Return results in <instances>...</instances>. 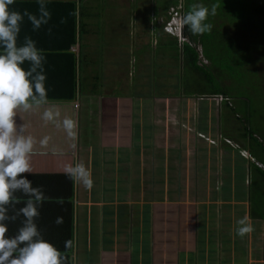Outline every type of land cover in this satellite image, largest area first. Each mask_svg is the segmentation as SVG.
<instances>
[{"label": "crops", "instance_id": "1", "mask_svg": "<svg viewBox=\"0 0 264 264\" xmlns=\"http://www.w3.org/2000/svg\"><path fill=\"white\" fill-rule=\"evenodd\" d=\"M136 2L45 0L46 24L34 31L24 18L18 42L27 36L42 50L46 92L65 93L69 79L62 74L75 65L74 98L46 99L16 118L36 141L27 175L46 197L37 226L64 255V264H264V212L257 214L251 200L255 181L264 195L258 166L244 155L239 136L224 132L225 103L214 104L222 114L210 137L215 107L169 87L174 37L154 23L164 5L139 2L149 19L137 23L130 40L126 27L134 23L129 8ZM154 3L159 15L152 12ZM10 7L39 15L38 0H15ZM143 33L154 53H141ZM159 45L164 52H155ZM176 98L166 110L164 102ZM45 112L52 115L48 121ZM66 119L74 122L71 135ZM44 137L46 146L40 144ZM76 164L86 169L83 180L70 176ZM243 217L253 231L240 237L236 221ZM19 226L20 220L9 223V235Z\"/></svg>", "mask_w": 264, "mask_h": 264}, {"label": "clouds", "instance_id": "2", "mask_svg": "<svg viewBox=\"0 0 264 264\" xmlns=\"http://www.w3.org/2000/svg\"><path fill=\"white\" fill-rule=\"evenodd\" d=\"M14 3L15 0H0V264H64V255L43 237L36 223L40 215L38 208L46 199L42 187H34L27 175L31 172V154L36 141L25 134L26 125H18L16 119L19 112H28L46 100L45 56L30 37H24L22 43L18 42L21 25L27 17L33 30H38L47 23L50 13L45 7V0H38V16L11 8ZM215 12L213 5L211 14L215 15ZM208 16V7L193 4L182 18L181 30L184 24L193 34L209 32L212 25L206 23ZM174 23H181V16ZM25 63L29 65L27 69ZM43 118L48 121L52 115L45 112ZM63 125L71 135L74 122L66 119ZM202 138L211 144L216 143L205 135ZM48 140L44 137L40 144L46 146ZM223 140L228 145L232 144L230 138ZM246 151L253 157L247 149H244V155H247ZM255 159L253 157L252 161L264 171V165ZM68 171L72 178L81 180L87 175L83 164H76ZM17 220H20V226L9 235V223ZM62 222V217L56 218L57 225ZM236 225L235 234L240 237L253 231L248 217L238 219ZM70 244V241H65V248Z\"/></svg>", "mask_w": 264, "mask_h": 264}, {"label": "trees", "instance_id": "3", "mask_svg": "<svg viewBox=\"0 0 264 264\" xmlns=\"http://www.w3.org/2000/svg\"><path fill=\"white\" fill-rule=\"evenodd\" d=\"M163 3L165 10H168L171 5L177 8L180 3L183 16L190 10L193 4H203L209 9L206 23L212 25L209 32L193 34L189 27L183 24L182 34L191 42L193 47H190L186 43L181 48H178L177 39L173 38L175 44L171 47L177 52V56L172 57L174 61L172 66L175 69L174 76H178L179 79L180 75L186 76V79L176 84L178 93L186 92L199 99H214L219 96L235 97V95L239 94L240 86H245L246 89L252 88L261 93V85H256V79H253L256 73L252 67L257 64L264 66V0H168L163 1ZM213 5L216 7L215 15L211 14ZM70 24L72 30L71 41L73 42L75 40V23ZM226 25L229 26L226 27ZM224 27H226V30ZM229 28L235 30L234 35L227 32ZM165 35L167 34L165 33ZM198 46L200 48L199 51L197 49ZM199 53L204 57L206 65L199 64ZM180 66H184L185 68L183 74L179 72ZM74 69L75 65L73 61L70 69L62 74L63 77L69 79V84H67L68 90L65 93L49 90L46 92V99L69 100L74 98ZM225 74L227 75L226 77L233 78L238 82L235 85L236 87L223 85ZM191 75L194 78V82L199 87L203 86V89L199 91H187L185 89L186 80ZM234 91H236V94L233 93ZM244 108H246V111L243 112L242 117L237 116V120L241 123H247L251 128H246L245 133L239 136V139L242 144L246 145L244 149H247L254 158L260 160L256 157L258 153L252 150L251 145H254L257 149L260 148L264 152V147L257 145L255 137V134L258 132L255 126L260 123L259 120H261V123L264 122V117L257 119V113L253 107L246 106ZM253 130H256V132ZM247 141H249V144H247ZM260 162L264 165V160H260ZM255 169L264 179V171L258 167H255Z\"/></svg>", "mask_w": 264, "mask_h": 264}, {"label": "rangeland", "instance_id": "4", "mask_svg": "<svg viewBox=\"0 0 264 264\" xmlns=\"http://www.w3.org/2000/svg\"><path fill=\"white\" fill-rule=\"evenodd\" d=\"M138 1L148 3L147 1H149V0H138ZM154 1H155V3L160 2L161 5H164L163 1H168V0H154ZM139 2H136L135 4H131L132 8H129V18L134 23H130L128 25V27H126V33H130V40L131 41L136 37L135 32L137 30V27L139 26L137 23H146L149 19L150 12L145 7H142ZM155 3L153 4V6L155 5V7L152 8V12L155 15H157V14L159 15L160 14L159 10L161 7L157 6V4H155ZM171 8H175V6L171 5L168 8V10L164 11V13L161 15V18L159 17L160 19L157 21H154V23H162V25H163V23H166L170 19L169 12L171 11ZM177 9L180 10L179 18L181 16V23H182L183 11L181 9L180 3H179V6L177 7ZM112 12L114 14L117 13L115 8L112 10ZM153 14H151V15L153 16ZM133 17H134V19H133ZM106 18H107L106 21H108L109 18L108 17H106ZM125 20H126V18H123V21H125ZM228 26L229 25H226V27H228ZM226 27H224L225 30H226ZM227 32H229L231 35L235 34V30L232 28H229ZM141 37H144V43H145V45L142 46V48H141V49L144 48L145 50L142 51L141 53H143V52H147V53L153 52L154 53V48H151V41L149 39L151 37L146 33H143V35ZM187 44L190 47H193L191 43H187ZM105 46H106V41L104 43V47ZM177 46H178V44H177ZM178 48H181V47L178 46ZM197 49L199 51V49H200L199 46ZM160 51L164 52L163 49L161 48V46L159 45L158 48L155 49V52L159 53ZM167 63H168V59H166V62L162 63V72L163 73L168 70V67H167L168 64ZM204 65H206V64H204ZM180 67H181V69H180V71L178 69V71L180 72V74H183L184 73L183 70L185 68H184V66L183 67L180 66ZM252 69L256 73V76L255 77L253 76V79H256L255 84L261 85V93H260V91H255L252 88L246 89L245 86L244 87L240 86V88H241V89H239L240 96L238 94V95H235V97H228L230 99V101L225 102V104H226V107L228 108L229 112L225 115V118H226V119H224L225 120V125H224L225 127L223 126L224 132L228 135L242 136L245 133L246 128H249V129L251 128V127H249V125L247 123H245V122L241 123L239 120H237V116L242 117L243 112L246 111V108H244V107H246V106L253 107L256 110V113H257L256 118L257 119L260 117H264V109H263V107H264V66L261 64L260 65L257 64V65H254L252 67ZM174 71L175 70H173L172 73H174ZM193 74H194V72H193ZM226 76L227 75L225 74V80H224L223 85H225V86L227 85L228 87L229 86L230 87L231 86L236 87L235 85L238 82L235 79L229 78ZM172 79L173 80L169 79V82L173 83L169 86L170 88H172L174 86L176 87L175 81H183V79H186V76L184 77V75H180V79L178 78V76L177 77L174 76V77H172ZM186 82H187V84H186V90L187 91H191V90H193V91L198 90L199 91L200 89H203L202 88L203 86L199 87L198 84L196 82H194V78L192 75L190 78H188V80H186ZM233 93L236 94V91H234ZM194 100L197 101V98ZM198 100H200V99H198ZM172 103L177 104L178 99L177 98H176V100L169 99L168 101L164 102L165 109L167 110V109L173 108L174 105H172ZM204 104L209 105V107H210V105H212L214 107H215V105H218L214 101L204 102ZM176 110L178 111V109H176ZM169 114H170V117H173L172 113L169 112ZM221 114H222V111L219 110V107H215V113H213V115L211 113V115H210L209 127L211 128V130H210V134L208 136L211 137L213 134L216 133L215 129L218 130V124H219L218 122H219V119L221 117ZM211 117H213V118L211 119ZM259 122L260 123H258L257 126L254 125L255 127H257L255 129H258V132L255 134V137L257 139V145L264 147V122L261 123V120H259ZM185 125H187V124H185ZM175 127L177 129H180V126H175ZM253 131L256 132V130H253ZM209 139H210V141H212L211 138H209ZM213 143L216 144L215 142H213ZM247 144H249V141H247ZM241 146H242L241 148H245L246 145L242 144ZM251 147H252L253 151L258 153V156L264 158V152L262 150H260V148L257 149V148H255L254 145H251ZM256 183L257 182L255 181V183H253V186L257 192L252 196L251 200H252V206L255 207L254 209H256V213L260 214V213L264 212V195L257 190ZM258 201H259V203H258Z\"/></svg>", "mask_w": 264, "mask_h": 264}, {"label": "built area", "instance_id": "5", "mask_svg": "<svg viewBox=\"0 0 264 264\" xmlns=\"http://www.w3.org/2000/svg\"><path fill=\"white\" fill-rule=\"evenodd\" d=\"M169 14L171 15V17L166 23L163 24L162 30H163L164 33H166V34H168L170 36L176 37L177 41H178V46L182 47L183 44L188 43V42H187V39L182 34V30H181L182 23H174L176 19L179 20V15H180L179 11L176 8L175 9L171 8V11H170ZM199 54H200V56H199V59H200L199 64H206V61H205L204 57H202L201 53H199ZM208 100L214 101L217 104H221L223 102L229 101L228 98L223 97V96H219V97L214 98V99L208 98Z\"/></svg>", "mask_w": 264, "mask_h": 264}]
</instances>
